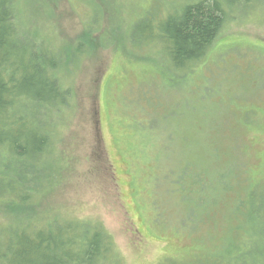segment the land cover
I'll list each match as a JSON object with an SVG mask.
<instances>
[{
	"label": "rangeland",
	"instance_id": "1",
	"mask_svg": "<svg viewBox=\"0 0 264 264\" xmlns=\"http://www.w3.org/2000/svg\"><path fill=\"white\" fill-rule=\"evenodd\" d=\"M173 1L19 0L28 37L70 54L81 42L83 52L65 49L59 78L74 85L76 105L55 110L49 159L21 177L31 199L10 208L41 224H102L112 236L107 264H194L225 252L228 231L249 238L231 204L211 209L216 218L188 216L181 181L190 168L195 175L199 165L242 162L238 193L264 183V4L220 30L183 103L181 91L162 95L181 82L162 73L171 62L163 45L125 41L156 2L159 17Z\"/></svg>",
	"mask_w": 264,
	"mask_h": 264
},
{
	"label": "trees",
	"instance_id": "2",
	"mask_svg": "<svg viewBox=\"0 0 264 264\" xmlns=\"http://www.w3.org/2000/svg\"><path fill=\"white\" fill-rule=\"evenodd\" d=\"M261 4L264 0H174L170 10L158 17L160 3L156 2L131 23L125 41L163 45L171 62L163 63L162 73L168 81L181 82L172 83L162 95L173 97L181 91L185 103L190 89L186 81L206 72L202 66L210 60L220 30ZM19 11V0H0V264H107L112 236L102 224L58 219L41 224L25 209L10 208L31 199L21 177L34 163L41 165L49 159L50 119L55 110L76 105L74 85L62 84L59 72L66 65V51L70 56L83 52L81 42L71 54L62 48L66 45L57 49L56 44H37L23 32ZM158 18L164 21L159 23ZM242 166V162L199 165L197 174L190 168L181 181L182 192L188 191L183 198L192 201L189 217L216 218L211 209L231 204L235 227L249 234L246 240L228 231L231 241L225 252L218 253V249L194 264H264V183L249 182L246 192L238 193L244 186ZM220 222L221 218L216 225Z\"/></svg>",
	"mask_w": 264,
	"mask_h": 264
}]
</instances>
